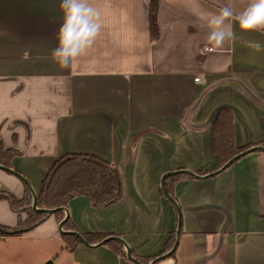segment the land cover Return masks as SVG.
Listing matches in <instances>:
<instances>
[{"label":"crops","instance_id":"0c3cea01","mask_svg":"<svg viewBox=\"0 0 264 264\" xmlns=\"http://www.w3.org/2000/svg\"><path fill=\"white\" fill-rule=\"evenodd\" d=\"M92 3L101 33L62 68L51 58L60 0H0V139L20 175L0 168V192L38 195L53 164L80 153L117 169L121 198L102 208L84 195L70 201L63 230L103 237L83 236L88 245L67 243L65 211L0 239L41 246L54 264H264V151L216 170L213 149L221 109L238 147L264 148V30L233 23L235 39L210 52L201 19L249 0H157V36L151 0ZM18 222L0 199V225Z\"/></svg>","mask_w":264,"mask_h":264},{"label":"trees","instance_id":"16d2710c","mask_svg":"<svg viewBox=\"0 0 264 264\" xmlns=\"http://www.w3.org/2000/svg\"><path fill=\"white\" fill-rule=\"evenodd\" d=\"M151 32L153 36L158 35L157 25V0H151ZM213 149L217 156L218 167L222 169L231 159L249 149V147H238L234 141L233 115L228 109H221L213 124ZM16 151L5 149L0 139V166L10 169L11 160ZM84 195L98 208L106 207L116 203L122 195L120 177L117 169L109 162L93 155L72 153L59 158L51 167L42 182V188L37 195L38 209H67L70 201L76 196ZM0 199L9 201L11 208L19 215L17 227L9 228L0 225V236H21L33 230L43 223L50 214L35 211L31 207L33 201L32 191L26 188L21 199L12 194L0 192ZM27 203L23 218L19 210V204ZM64 216V210L54 213ZM71 225L70 218L64 224L68 229ZM87 241L102 240L101 236L83 235ZM67 243L73 247L78 237L73 234H64Z\"/></svg>","mask_w":264,"mask_h":264},{"label":"clouds","instance_id":"9594fccd","mask_svg":"<svg viewBox=\"0 0 264 264\" xmlns=\"http://www.w3.org/2000/svg\"><path fill=\"white\" fill-rule=\"evenodd\" d=\"M62 23L57 32V45L51 51V58L62 68H70L96 42L101 33L103 21L101 12L93 6L92 0H60ZM208 29L206 51H214L235 39L233 23L242 31L264 30V0H249L239 12L224 5L216 12L206 13L202 18ZM260 50V45H256ZM198 82V81H197Z\"/></svg>","mask_w":264,"mask_h":264},{"label":"rangeland","instance_id":"374dc122","mask_svg":"<svg viewBox=\"0 0 264 264\" xmlns=\"http://www.w3.org/2000/svg\"><path fill=\"white\" fill-rule=\"evenodd\" d=\"M26 204L21 203L18 207L22 211L23 218L27 215L23 211ZM30 205L33 206V201ZM44 253L41 246H33L27 240L0 239V264H47L48 262L44 261ZM58 264H70V262L67 258H59Z\"/></svg>","mask_w":264,"mask_h":264},{"label":"water","instance_id":"95a60500","mask_svg":"<svg viewBox=\"0 0 264 264\" xmlns=\"http://www.w3.org/2000/svg\"><path fill=\"white\" fill-rule=\"evenodd\" d=\"M251 151H264V148L263 147H256V148H253V149H250V150H247V151H245V152H242V153H240L239 155H237V156H235L233 159H231L223 168H227L229 165H231L234 161H236L237 159H239L241 156H243L244 154H246V153H249V152H251ZM0 168H2V169H4V170H6V171H9L10 173H13V174H15L16 176H20L18 173H16V172H14L13 170H11V169H8V168H5V167H3V166H0ZM164 182V181H163ZM32 191V190H31ZM32 195H33V209L35 210V211H39V212H42V213H47V214H50V215H52V214H54V213H56L58 210H64L65 212H66V218L61 222V224H60V227H59V229H60V232L62 233V234H73V235H75L76 237H78L79 239H80V241L83 243V244H85V245H88V243L86 242V240L83 238V236L81 235V234H79V233H76V232H66V231H64L63 230V226H64V224H65V222L67 221V219H68V217H69V214L67 213V210L66 209H63V208H61V209H55V210H48V209H38V207H37V195L32 191ZM166 195L169 197V195L166 193ZM170 198V197H169ZM179 235H180V228L178 229V231H177V241H176V243H175V246H174V249L173 250H175L176 248H177V246H178V243H179V239H178V237H179ZM114 239H116V240H118L119 242H121L122 244H124V242L121 240V239H119V238H114ZM109 240H111V239H107V240H105V241H103L101 244H105L107 241H109ZM127 249V255H128V257L131 259V260H134L135 261V259H133V257L131 256V252H130V250L128 249V248H126ZM136 263H138V261H135ZM47 264H54L53 263V261H49Z\"/></svg>","mask_w":264,"mask_h":264},{"label":"built area","instance_id":"2783aa9c","mask_svg":"<svg viewBox=\"0 0 264 264\" xmlns=\"http://www.w3.org/2000/svg\"><path fill=\"white\" fill-rule=\"evenodd\" d=\"M205 51H206V49H205ZM210 52H211V51H210ZM197 81L200 82V78H196V79H195V82H197Z\"/></svg>","mask_w":264,"mask_h":264}]
</instances>
